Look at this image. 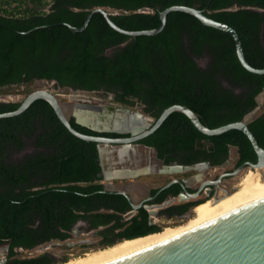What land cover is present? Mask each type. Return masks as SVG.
<instances>
[{
  "label": "trees",
  "instance_id": "trees-1",
  "mask_svg": "<svg viewBox=\"0 0 264 264\" xmlns=\"http://www.w3.org/2000/svg\"><path fill=\"white\" fill-rule=\"evenodd\" d=\"M18 1L13 10L0 5V91L35 80L55 81L61 88L112 92L115 102L124 106L137 102L154 119L170 106H187L202 124L215 129L242 120L256 107V97L264 89V75L242 67L230 35L183 12L169 13L163 30L155 36L118 33L99 13L82 32L56 25L80 28L90 11L104 8L121 29L151 30L160 26L159 14L168 7L207 8L206 16L237 32L248 64L263 69L264 0ZM12 2L16 0L4 4ZM143 8L151 12H140ZM199 60H205V65L200 66ZM20 103L0 101V114L15 111ZM70 123L86 135L119 136L92 132L73 119ZM248 128L264 148V108ZM200 140L210 146L194 151L195 141ZM140 143L153 147L159 158L179 150L193 153L186 163L219 164L230 146L237 148L238 164L256 162L242 132L206 136L179 112L170 114ZM28 145L36 151L10 161V154ZM100 172L96 144L73 136L44 100H36L18 116L0 119V236L11 239L9 258L18 246L32 250L70 239L77 221L104 239L115 236V231L127 234L148 228L149 214L144 208L125 219L131 210L128 201L103 192ZM169 191L164 190L157 202ZM43 258L13 259L10 264H34Z\"/></svg>",
  "mask_w": 264,
  "mask_h": 264
},
{
  "label": "water",
  "instance_id": "water-1",
  "mask_svg": "<svg viewBox=\"0 0 264 264\" xmlns=\"http://www.w3.org/2000/svg\"><path fill=\"white\" fill-rule=\"evenodd\" d=\"M206 10L207 8L200 10L196 7L178 5L168 7L159 14L160 26L151 30L128 31L121 29L110 19L111 13L104 8H95L90 11L84 20L83 26L80 28L66 23L56 25H64L73 33L82 32L86 29L91 17L99 13L104 17L108 25L118 33L130 37L155 36L163 30L169 13L183 12L197 18L207 27L230 35L234 39L236 54L242 67L250 73L264 75V68H253L246 61L237 32L231 26L206 16L204 13ZM140 12H151V10L143 8ZM73 92L75 93L59 94L47 89L33 91L23 98L15 111L0 114V119L22 114L36 100L47 102L60 122L73 136L96 144L101 169L98 177L103 182V192L122 195L126 198L131 210L124 215L125 219L131 218L142 207V204L135 205L134 202L137 201V192L147 191V189L143 186L114 184L113 181L135 179L147 174L172 175L190 171H196L198 173L196 177L201 179L204 171L209 168L208 163H198L191 166L165 165L159 160L153 147L138 143L154 133L167 117L174 112L184 114L193 126L206 136H217L230 130L242 132L253 148L256 162L243 163L235 173H246L251 169L252 171H262V177L264 178V148L258 145L248 128V124L258 116L259 111L264 106V89L256 97V107L247 113L242 120L215 129H209L202 124L199 116L187 106H170L163 110L157 119H154L144 114L139 106L130 107L107 101L100 92L89 93L82 90H74ZM66 97H72V100H67ZM71 119L77 125L98 134L112 133L128 135V137L109 138L86 135L72 127ZM142 152H147L150 155L149 158L143 157L141 155ZM230 152L233 156L237 153V149L230 147ZM232 160L233 158L230 161ZM192 180L193 178L182 181L174 180L163 186L161 190L168 188L174 183L181 186H189ZM211 184L213 183L210 181L204 182V185ZM236 190V187L231 188L227 195L234 193ZM220 200L214 199V204ZM159 207L161 206H145V209L148 210L150 221L152 217L157 215L156 209ZM93 244L94 242L89 239L76 242L69 239L66 241H52L41 245L39 249L41 252L48 248L71 250L79 246ZM111 264H264V199L223 217H217L199 224L176 238Z\"/></svg>",
  "mask_w": 264,
  "mask_h": 264
},
{
  "label": "flooded vegetation",
  "instance_id": "flooded-vegetation-1",
  "mask_svg": "<svg viewBox=\"0 0 264 264\" xmlns=\"http://www.w3.org/2000/svg\"><path fill=\"white\" fill-rule=\"evenodd\" d=\"M66 89H70V88H66ZM70 90H73V89H70ZM124 137H128V135H119L118 137H113V138H124ZM138 143H140V141ZM209 146H210V143L206 142L205 140L195 141L193 150L194 151H197L198 149L203 150L204 148H207ZM230 147H229L227 156L221 161V163L216 164V165H212L207 160H199V161H195L191 163H186V161L192 159L194 155L193 153L183 152L180 150L175 151V152H169L165 155L164 158H159L157 154V157L159 158V160H161L163 164L165 165L191 166V165L198 164V163H208L209 168L206 169V171H204L203 177L201 179L196 177V175L198 174L196 171H190L187 173L172 174L171 176L173 177L171 179H169L164 184H161L158 186L155 183L147 184L144 182L143 179L152 177V176H159V174H147V175H142L135 179H125V180L113 181L114 184L145 187L147 191L137 192V201L134 202V204L135 205L142 204L141 208H144V209H145V206H157V205L161 206L156 209L157 215L154 217V219L162 220L160 223H157V221L151 220L149 223V227L146 228L145 230H142L139 232L127 233V234H120L121 232L115 231L114 233L115 236H113L112 238L104 239L102 237L97 236L95 231L89 230L87 225L84 222L77 221V223L72 229V233L74 232V229L76 227L80 226V230H83L88 233H92L93 236L96 239H98L97 245L103 246V245L108 244L111 241L117 242L119 240H122L126 236H129V235L140 236L141 234H145V233L148 234V233L160 231L163 228L162 226L163 224H175L177 222L189 220L190 218L194 216V210L196 209V207L203 204L205 201L209 199L212 200V202H214V199H222L226 197L227 193L229 192L231 188H235L239 185L240 179L237 183H235V181L237 177H239L240 175L241 176L243 175V172H237V173L235 172L242 166L243 163L238 164V161H237L238 153H235L232 156L230 152ZM147 158H149V156ZM232 158L233 160L230 161ZM166 160H168V162ZM210 171L213 172V174H210L209 177H207L208 175L206 174ZM188 178H193V180L190 181L189 186H181L177 183H174L168 188H166V189H170V191L167 193L163 201L157 202L159 195H161V193L164 190H166V189L161 190L163 186H165L166 184L174 180L182 181ZM207 181H210L213 184L204 185V182H207ZM101 183L103 184L102 181ZM153 190H158V192L154 194ZM176 190H177L176 194L172 192ZM2 225H5V224H2ZM0 241H6L0 244V264H10V261L13 259H22V258H17V251L24 250L22 247L20 246L15 247L13 249L15 252V255L9 258V248H10L11 239L0 236ZM88 246H91V245L79 246V249H84V248H87ZM6 248H7V251H6ZM41 255H44L45 258H43L41 261H38L34 264H55L58 261H64L67 259L65 256L55 257L47 252L37 255L36 257L41 256Z\"/></svg>",
  "mask_w": 264,
  "mask_h": 264
},
{
  "label": "bare ground",
  "instance_id": "bare-ground-1",
  "mask_svg": "<svg viewBox=\"0 0 264 264\" xmlns=\"http://www.w3.org/2000/svg\"><path fill=\"white\" fill-rule=\"evenodd\" d=\"M72 100V97H66ZM143 157L150 156L147 152H142ZM239 181L237 190L222 198L214 204L212 200H207L194 210V218L185 221L177 226H166L158 232L147 234L132 239L122 240L111 246L93 250L81 255L71 256L65 262L57 264H111L173 238H176L193 227L212 220L223 217L240 208L256 203L264 199V178L262 171L248 170L243 173ZM222 188V187H221Z\"/></svg>",
  "mask_w": 264,
  "mask_h": 264
},
{
  "label": "rangeland",
  "instance_id": "rangeland-1",
  "mask_svg": "<svg viewBox=\"0 0 264 264\" xmlns=\"http://www.w3.org/2000/svg\"><path fill=\"white\" fill-rule=\"evenodd\" d=\"M5 0H0V5H2L4 8H8L10 10H13L14 8H16L18 6L19 1L16 0V2H12L9 6L4 4ZM50 2V1H48ZM30 7H33L32 5H29ZM47 8V7H46ZM205 60H199L198 64L200 66L205 65ZM39 89H47L49 91H52L54 93H59V94H70V93H75L73 92L74 90H70V89H66V88H61L59 87L55 82L53 81H45V80H35L29 84H21V85H11L5 88H2L0 91V101L3 102H21L23 100V98L25 96H27L29 93L39 90ZM102 95L105 96V100L112 102L114 104H119L117 102L114 101V93L112 92H104L101 91L100 92ZM135 106H139L141 108V110L144 112V114H146L148 117H151L149 114H147L144 110V107L142 105H140L139 103H134L132 106L130 107H135ZM264 108V106H263ZM263 108L259 111L262 112ZM35 148H33V146L28 145L23 151L19 152V153H12L10 154V161H15V160H19L21 158H23L25 155L31 154L33 152H35ZM210 174H213V172H208L206 175H208L207 177H209ZM241 176V175H240ZM237 177L235 183H237L239 181V179H241L243 176H241V178ZM173 176L171 175H159V176H152V177H148V178H144V182L149 184H153L155 183L157 186L164 184L165 182H167L169 179H171ZM194 218V216L192 217ZM190 218V219H192ZM152 220L157 221V223H160L162 220H158V219H154V217L152 218ZM187 220L181 221V222H177L175 224H163V228L166 226H177L180 225L182 223H184ZM85 239H89L92 242H94L93 245L88 246L87 248L84 249H79V247L73 248L71 250H65L63 248H57V249H51L48 248L45 251H40L39 247H36L32 250H21V251H17V258H33L36 257L37 255H40L42 253H50L52 256L55 257H60V256H65L68 260L69 258H71V256H77V255H81L93 250H97V249H101V248H105L106 246H100L97 245L98 243V239H96L92 233H88L85 232L83 230H80V226L76 227L74 229V232L72 233V238L71 240L76 242L79 240H85ZM62 261H58L56 263H60Z\"/></svg>",
  "mask_w": 264,
  "mask_h": 264
},
{
  "label": "built area",
  "instance_id": "built-area-1",
  "mask_svg": "<svg viewBox=\"0 0 264 264\" xmlns=\"http://www.w3.org/2000/svg\"><path fill=\"white\" fill-rule=\"evenodd\" d=\"M147 210V209H146ZM148 211V210H147ZM153 218V217H152Z\"/></svg>",
  "mask_w": 264,
  "mask_h": 264
}]
</instances>
